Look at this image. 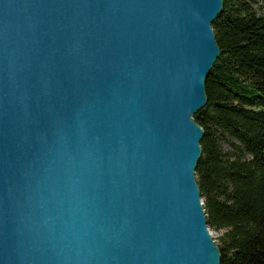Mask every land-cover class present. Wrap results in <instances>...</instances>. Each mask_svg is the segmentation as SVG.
<instances>
[{
  "label": "water",
  "instance_id": "water-1",
  "mask_svg": "<svg viewBox=\"0 0 264 264\" xmlns=\"http://www.w3.org/2000/svg\"><path fill=\"white\" fill-rule=\"evenodd\" d=\"M223 0H0V264H221L195 169Z\"/></svg>",
  "mask_w": 264,
  "mask_h": 264
},
{
  "label": "trees",
  "instance_id": "trees-1",
  "mask_svg": "<svg viewBox=\"0 0 264 264\" xmlns=\"http://www.w3.org/2000/svg\"><path fill=\"white\" fill-rule=\"evenodd\" d=\"M255 3L223 0L211 25L220 54L193 116L204 132L195 178L207 224L225 230L221 264H264V8Z\"/></svg>",
  "mask_w": 264,
  "mask_h": 264
},
{
  "label": "rangeland",
  "instance_id": "rangeland-1",
  "mask_svg": "<svg viewBox=\"0 0 264 264\" xmlns=\"http://www.w3.org/2000/svg\"><path fill=\"white\" fill-rule=\"evenodd\" d=\"M255 1L257 2V4L255 3ZM253 2L255 3L254 5L262 4L263 8H264V0H253ZM261 14L264 15V11H261ZM221 145H222L223 150H227L228 149V144L226 143V141L225 142L221 141ZM201 202H202V204H204V199L202 197H201ZM203 207H204V205H203ZM207 227H208L209 232H210L213 240L215 241L216 245L219 244L220 243V239L223 236L225 230L214 229L211 226H208V224H207Z\"/></svg>",
  "mask_w": 264,
  "mask_h": 264
}]
</instances>
